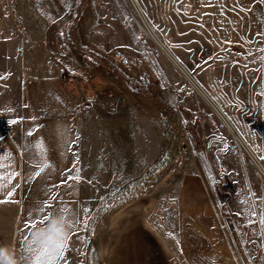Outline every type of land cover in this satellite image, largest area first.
<instances>
[{
    "label": "rangeland",
    "instance_id": "obj_1",
    "mask_svg": "<svg viewBox=\"0 0 264 264\" xmlns=\"http://www.w3.org/2000/svg\"><path fill=\"white\" fill-rule=\"evenodd\" d=\"M132 2L2 0L3 16L30 35L23 48L32 55L26 78L33 101L60 102L57 90L64 86L65 113L82 118L81 150L92 164L82 176L97 182L89 187L96 196L85 203L92 211L67 245L65 261L99 264L98 235L113 206L152 192L162 179L197 173L215 182L212 200L237 262L264 264V137L239 138L215 109L182 108L190 87L216 86L210 65L216 57L253 44L200 40L201 15L224 2L249 8V0H134L138 8ZM204 115L215 133L200 138ZM15 209L0 207V246L19 263L26 220L13 217ZM73 241H83L82 252Z\"/></svg>",
    "mask_w": 264,
    "mask_h": 264
},
{
    "label": "crops",
    "instance_id": "obj_2",
    "mask_svg": "<svg viewBox=\"0 0 264 264\" xmlns=\"http://www.w3.org/2000/svg\"><path fill=\"white\" fill-rule=\"evenodd\" d=\"M241 5H209L206 9L213 11L201 15L206 21L200 40L253 44L240 45L233 55L216 57L210 64L215 66L216 86L209 84L205 90L200 85L198 89L190 87V97L182 108L208 113L215 109L239 138L264 137V0H249V8L245 9ZM2 11L0 0V164L4 165L0 176L6 178L13 172L17 175L0 188V200L5 201L0 207L14 206L12 216L26 220L18 264H31L26 238L30 241L32 233L44 226L40 221L50 211L45 207L38 212L34 206L47 202L53 212L61 207L69 209L67 217L75 221L69 230L70 244L82 219L92 211L85 203L94 201L96 189L89 187L97 182L85 173L82 176L92 164L81 150L82 118L65 113L69 107L64 104L65 87L57 90L61 91L60 102L52 97L43 104L33 101L26 78L27 59L32 55L23 48L30 35L19 33L17 20L3 16ZM208 117H200V138L215 133ZM12 120L17 121L16 136L10 138L7 127ZM92 136L90 149L95 140ZM42 164L48 167L36 176ZM107 166L110 161L106 158ZM212 186L215 182L197 173L162 179L149 195L110 212L98 235L99 264H240L219 222ZM10 191L11 197L7 195ZM33 224L35 227H30ZM74 243L82 252L83 241ZM66 250L55 264H72L65 261Z\"/></svg>",
    "mask_w": 264,
    "mask_h": 264
},
{
    "label": "snow or ice",
    "instance_id": "obj_3",
    "mask_svg": "<svg viewBox=\"0 0 264 264\" xmlns=\"http://www.w3.org/2000/svg\"><path fill=\"white\" fill-rule=\"evenodd\" d=\"M261 51H264V49H262ZM6 110L8 112L12 111L11 108H8ZM16 122H17L16 120L10 121V123H12V124H15ZM28 135H32V133L29 132ZM261 159H264V157H261ZM3 166H4L3 164H0V168H2ZM46 167H48L47 164L40 165L39 170L35 173V175L39 176L44 171V169ZM16 175L17 174L15 172H13V173H10L8 175V177H6V178L4 176H0V188H3L5 186V184L7 182H10L11 179L13 177H15ZM75 179L78 180L79 177H75ZM7 195L9 197H11L13 195V192L10 191L7 193ZM53 199H56V198L53 197ZM3 202H5V201L0 200V203H3ZM34 207H35V210L38 212H42L45 207L49 208V210H50L49 214L45 215L43 217V219L40 221V223L44 224V226H47L50 223V221L52 220V218L54 216H57V215H59L62 218V220L67 224V227L69 230L75 224L74 220L69 219L67 217V213L69 212V209L67 207H61L57 211H54V212L51 211V205L48 204L47 202H42L41 205H37ZM253 215H255V213H253ZM261 223L264 224V216L261 217ZM30 227H35V224L30 225ZM68 240H69V235L64 239L59 240L56 244V250L52 251L47 246H39L36 239L33 236V233H32L31 240L29 241L26 238V241H25L26 245H27L26 251L28 253H31V264H55V261L63 255L64 250L67 247Z\"/></svg>",
    "mask_w": 264,
    "mask_h": 264
},
{
    "label": "clouds",
    "instance_id": "obj_4",
    "mask_svg": "<svg viewBox=\"0 0 264 264\" xmlns=\"http://www.w3.org/2000/svg\"><path fill=\"white\" fill-rule=\"evenodd\" d=\"M69 235L67 224L57 215L52 218L47 226L40 227L33 232L39 246H47L50 250H56L59 240ZM0 264H18L11 250L0 246Z\"/></svg>",
    "mask_w": 264,
    "mask_h": 264
},
{
    "label": "trees",
    "instance_id": "obj_5",
    "mask_svg": "<svg viewBox=\"0 0 264 264\" xmlns=\"http://www.w3.org/2000/svg\"><path fill=\"white\" fill-rule=\"evenodd\" d=\"M163 160H164V157L159 161V163H161ZM145 178H146V175H145V176H141V177L138 179V181L145 180ZM144 182H145V181H144ZM157 183H158V180L154 182V184H157ZM127 188H128V186H127L124 190H127ZM150 192H151V189H150V190H147V189H146V190H144L143 192H141L140 194H138L137 197H139V196H143V195H145V194H149ZM137 197H136V198H137ZM134 198H135V197H132L131 199H134ZM125 201H126V200H125ZM125 201H122L120 204H117L116 206H113V207L111 208L112 210H110V212L113 211L114 209H116L117 207L123 205V204L125 203ZM104 215H106V213H105V214H102V215H100V216H104ZM90 248H91V243L89 242V243L87 244V246H86L87 254H88Z\"/></svg>",
    "mask_w": 264,
    "mask_h": 264
},
{
    "label": "built area",
    "instance_id": "obj_6",
    "mask_svg": "<svg viewBox=\"0 0 264 264\" xmlns=\"http://www.w3.org/2000/svg\"><path fill=\"white\" fill-rule=\"evenodd\" d=\"M7 132H8V136L11 138H13V137H15L16 136V126H15V124H10V125H8V127H7ZM241 137V136H240ZM242 138V137H241ZM243 145V144H242ZM255 161V160H254ZM256 162V161H255ZM256 164H257V162H256ZM261 169V168H260Z\"/></svg>",
    "mask_w": 264,
    "mask_h": 264
},
{
    "label": "bare ground",
    "instance_id": "obj_7",
    "mask_svg": "<svg viewBox=\"0 0 264 264\" xmlns=\"http://www.w3.org/2000/svg\"><path fill=\"white\" fill-rule=\"evenodd\" d=\"M132 3H134V4H135V6H137V5H136V3L134 2V0H133V2H132ZM134 4H133V5H134ZM137 8H138V6H137ZM236 136H237V135H236ZM262 171H263V170H262ZM262 173H264V172H262Z\"/></svg>",
    "mask_w": 264,
    "mask_h": 264
}]
</instances>
